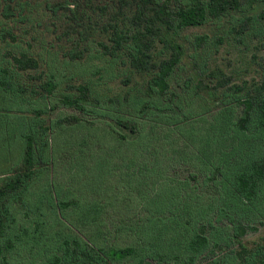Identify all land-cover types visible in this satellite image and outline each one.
<instances>
[{"label":"trees","instance_id":"obj_1","mask_svg":"<svg viewBox=\"0 0 264 264\" xmlns=\"http://www.w3.org/2000/svg\"><path fill=\"white\" fill-rule=\"evenodd\" d=\"M263 24L264 0H0V264H220L264 221V85L210 57ZM78 129L97 152L59 151Z\"/></svg>","mask_w":264,"mask_h":264},{"label":"rangeland","instance_id":"obj_2","mask_svg":"<svg viewBox=\"0 0 264 264\" xmlns=\"http://www.w3.org/2000/svg\"><path fill=\"white\" fill-rule=\"evenodd\" d=\"M263 34L260 37L253 36L249 42L245 45L238 43L235 40L224 44L218 52H215L213 56L210 57L211 65L221 67L226 71L228 75H232L234 78V83L238 85L246 84L249 88L254 89L255 87L262 88L264 85V24L262 25ZM208 30H200L199 33H210ZM122 81L118 80L113 83V89L115 92L123 89ZM126 84V83H125ZM118 93V92H117ZM65 115H77L75 111L64 110L62 111ZM87 132L93 131H83L78 130H66V132L61 135L55 142L59 151H77L80 149L83 139L86 137L88 145L84 148L89 150H96L97 145L92 144V138H89ZM65 164H59L58 170L59 174L62 171H67ZM60 182L64 183L66 180L62 177ZM68 180V177H67ZM243 231L240 232V237L238 240H234L229 243L224 251L215 252V256H211V259L215 258L221 261L220 264H225L223 260L234 259L238 253L243 252V249L247 251H252L253 253H260L258 257L259 263L264 260V221L257 220L255 222L243 223ZM247 255H250L249 252ZM229 257V258H228ZM232 261V260H231ZM210 260L204 261L202 264H209ZM229 264V263H228Z\"/></svg>","mask_w":264,"mask_h":264}]
</instances>
